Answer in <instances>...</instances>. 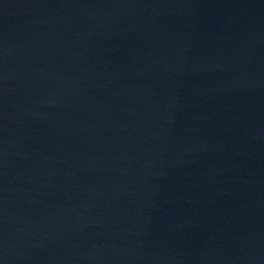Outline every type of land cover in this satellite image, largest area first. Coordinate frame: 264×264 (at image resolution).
Wrapping results in <instances>:
<instances>
[{"label": "water", "instance_id": "95a60500", "mask_svg": "<svg viewBox=\"0 0 264 264\" xmlns=\"http://www.w3.org/2000/svg\"><path fill=\"white\" fill-rule=\"evenodd\" d=\"M0 264H264V0H0Z\"/></svg>", "mask_w": 264, "mask_h": 264}]
</instances>
